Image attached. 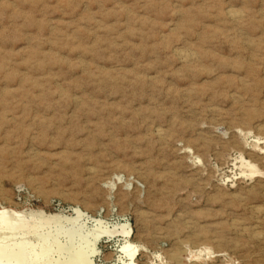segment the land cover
<instances>
[{
	"label": "rangeland",
	"instance_id": "rangeland-1",
	"mask_svg": "<svg viewBox=\"0 0 264 264\" xmlns=\"http://www.w3.org/2000/svg\"><path fill=\"white\" fill-rule=\"evenodd\" d=\"M0 208L49 245L128 222L135 264H264V0H0Z\"/></svg>",
	"mask_w": 264,
	"mask_h": 264
},
{
	"label": "bare ground",
	"instance_id": "bare-ground-1",
	"mask_svg": "<svg viewBox=\"0 0 264 264\" xmlns=\"http://www.w3.org/2000/svg\"><path fill=\"white\" fill-rule=\"evenodd\" d=\"M43 222L40 215L0 208V264H47L45 260L51 256L49 248L54 249L58 255L53 264H94L88 257L98 252L95 246L97 240L101 236L108 238L115 234L124 236V242L119 246L121 264H135L133 258L138 249L127 240L130 232L128 222L110 224L96 220L89 229L91 238L80 240L76 245L71 242L60 243L58 238L53 245H49L39 235ZM64 253L68 254L66 260L60 257Z\"/></svg>",
	"mask_w": 264,
	"mask_h": 264
}]
</instances>
